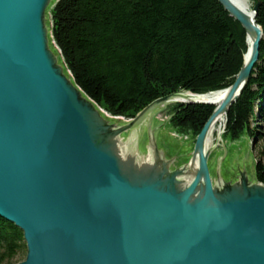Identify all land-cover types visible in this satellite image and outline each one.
Masks as SVG:
<instances>
[{"label":"water","instance_id":"obj_1","mask_svg":"<svg viewBox=\"0 0 264 264\" xmlns=\"http://www.w3.org/2000/svg\"><path fill=\"white\" fill-rule=\"evenodd\" d=\"M54 1L0 0V217L24 234L18 264H264V184L225 125L259 62L261 2L219 0L253 43L194 136L145 119L181 94L135 118L91 100L53 48Z\"/></svg>","mask_w":264,"mask_h":264},{"label":"trees","instance_id":"obj_2","mask_svg":"<svg viewBox=\"0 0 264 264\" xmlns=\"http://www.w3.org/2000/svg\"><path fill=\"white\" fill-rule=\"evenodd\" d=\"M252 1L261 2L256 21L264 32V0ZM49 16L53 48L66 72L114 117L133 118L177 91L225 89L247 51L246 31L219 0H55ZM174 110L173 126L199 135L215 106L180 104ZM260 122L264 39L251 79L227 114V132L233 140L247 134L257 142ZM255 171L264 184V164ZM26 255L22 230L0 217V264H18Z\"/></svg>","mask_w":264,"mask_h":264},{"label":"rangeland","instance_id":"obj_3","mask_svg":"<svg viewBox=\"0 0 264 264\" xmlns=\"http://www.w3.org/2000/svg\"><path fill=\"white\" fill-rule=\"evenodd\" d=\"M256 5V3H254L253 2V7ZM235 20V19H234ZM235 21H237V20H235ZM238 22V21H237ZM239 23V22H238ZM240 24V23H239ZM241 25V24H240ZM242 26V25H241ZM243 28V27H242ZM244 29V28H243ZM245 30V29H244ZM246 36H247V33H246ZM246 39V38H245ZM263 39H264V37H263ZM238 76V75H237ZM237 76H236V78H237ZM236 80V79H235ZM234 84V83H233ZM232 84V85H233ZM232 85H230L229 87H227V88H225V89H221V90H218V91H224V90H226V89H228V88H230ZM218 91H215V92H218ZM186 93H190V95L192 94L193 96L194 95H206V94H209V93H206V94H197V93H193L192 91H189V90H181V91H177L176 93H174V94H181L180 96H183V95H185ZM211 93H213V92H211ZM172 95V94H171ZM167 96H169V95H167ZM176 97H178V96H174L172 99H174V98H176ZM238 100V99H237ZM180 104H188V103H185V102H182V103H173L172 101H169V102H165V103H163V104H160L159 106H157V107H155V108H153L150 112H149V114L146 116V118L145 119H149V118H167V117H169V116H171V118L169 119V124L171 125V126H173V124H172V121H171V119H172V117H173V115H174V109L178 106V105H180ZM189 104H205V103H195V102H192V103H189ZM207 105H209V104H207ZM234 105V104H233ZM213 106H215V109L219 106H217V105H213ZM148 107V106H147ZM144 110V109H143ZM142 110V111H143ZM142 111H140V112H138L137 114H135V116L133 117V118H135V117H137ZM215 111V110H214ZM259 111V110H258ZM258 111H257V113H258ZM124 118H126V117H124ZM259 124V126H261L262 127V129H261V132H263V136H262V140H258L257 142H256V140H254V139H251L249 136H248V138H249V142H250V147H251V152H252V156H253V158H254V160H255V163H256V166H257V164L259 163V162H262L263 164H264V158L263 157H261L260 156V150H261V148H264V122H260V123H258ZM225 125H226V127H227V116H226V119H225ZM174 127V126H173ZM193 135L195 136V134L193 133ZM230 140L231 141H233V139L231 138V136H230Z\"/></svg>","mask_w":264,"mask_h":264},{"label":"bare ground","instance_id":"obj_4","mask_svg":"<svg viewBox=\"0 0 264 264\" xmlns=\"http://www.w3.org/2000/svg\"><path fill=\"white\" fill-rule=\"evenodd\" d=\"M239 9L242 11L248 13L249 15H253V1L252 0H231ZM253 43V38L251 36H246V44H247V51L245 53V56L248 54V51L250 50L251 46ZM226 92L225 91H218V92H213L209 93L207 95L203 96H193L190 95V93H186L183 96H178L172 100L173 103H188V102H208V103H213L215 105H220L223 102V98L225 96ZM222 116L218 119V121L213 125L212 130H214L215 126L219 123L221 120Z\"/></svg>","mask_w":264,"mask_h":264}]
</instances>
